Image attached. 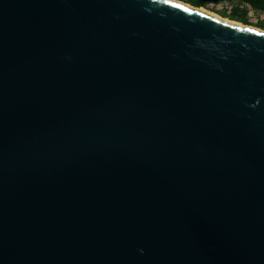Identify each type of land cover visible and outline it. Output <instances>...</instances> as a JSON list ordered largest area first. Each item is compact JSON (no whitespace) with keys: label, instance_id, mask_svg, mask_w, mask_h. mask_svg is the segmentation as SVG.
<instances>
[{"label":"water","instance_id":"obj_1","mask_svg":"<svg viewBox=\"0 0 264 264\" xmlns=\"http://www.w3.org/2000/svg\"><path fill=\"white\" fill-rule=\"evenodd\" d=\"M182 0H0V264H264V29Z\"/></svg>","mask_w":264,"mask_h":264},{"label":"trees","instance_id":"obj_2","mask_svg":"<svg viewBox=\"0 0 264 264\" xmlns=\"http://www.w3.org/2000/svg\"><path fill=\"white\" fill-rule=\"evenodd\" d=\"M194 6H203L214 10L223 17L237 20L245 24L256 25L264 29V16L257 22H252V11L264 13V0H185ZM210 4H213L210 6ZM218 5H221L218 7ZM229 8V6H231ZM209 10V9H208ZM210 10V11H211Z\"/></svg>","mask_w":264,"mask_h":264},{"label":"rangeland","instance_id":"obj_3","mask_svg":"<svg viewBox=\"0 0 264 264\" xmlns=\"http://www.w3.org/2000/svg\"><path fill=\"white\" fill-rule=\"evenodd\" d=\"M182 1H185V0H182ZM186 2V1H185ZM187 3H189V2H187ZM189 4H191V3H189ZM192 5V4H191ZM213 4H210V6H212ZM194 6V5H193ZM221 5H218V7H220ZM205 9H209V11L211 10L210 8H207V7H204ZM212 12H214V13H217V12H215L214 10H211ZM218 14V13H217ZM220 15V14H219ZM264 16V13H262V12H256V11H252L251 13H250V18H251V21L252 22H257L259 19H261L262 17ZM253 26H256V25H253ZM256 27H258V26H256Z\"/></svg>","mask_w":264,"mask_h":264},{"label":"bare ground","instance_id":"obj_4","mask_svg":"<svg viewBox=\"0 0 264 264\" xmlns=\"http://www.w3.org/2000/svg\"><path fill=\"white\" fill-rule=\"evenodd\" d=\"M182 2H183V3H186V4H188V5H191V4H189V3L185 2V1H182ZM200 10H203V11H205V12H207V13H210V14L215 15V16H218V17H222L221 15H219V14H217V13H214V12H212V11H209V10L205 9L204 7L200 8ZM225 19L228 20V18H225ZM255 27H256V26H255Z\"/></svg>","mask_w":264,"mask_h":264},{"label":"built area","instance_id":"obj_5","mask_svg":"<svg viewBox=\"0 0 264 264\" xmlns=\"http://www.w3.org/2000/svg\"><path fill=\"white\" fill-rule=\"evenodd\" d=\"M232 7V5L231 6H229V8H231Z\"/></svg>","mask_w":264,"mask_h":264}]
</instances>
